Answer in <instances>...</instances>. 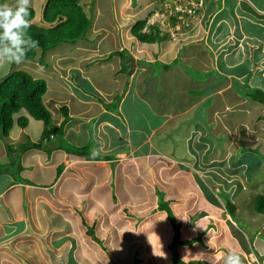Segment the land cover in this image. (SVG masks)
Listing matches in <instances>:
<instances>
[{
	"label": "crops",
	"instance_id": "obj_1",
	"mask_svg": "<svg viewBox=\"0 0 264 264\" xmlns=\"http://www.w3.org/2000/svg\"><path fill=\"white\" fill-rule=\"evenodd\" d=\"M77 2L91 20L85 36L61 42L45 55L38 51L37 63L46 74L28 71L46 81L43 103L58 134L42 148L15 154L19 176L6 186L2 177L15 162L0 138V251L7 264H55L63 256L71 264L72 247L83 259L105 264L94 245L106 236L108 243L109 229L118 227L132 233L129 245L137 241L142 258L162 264L163 256L155 253L163 245L171 264L174 229L158 208L157 194L168 201L181 240L200 236L204 243L234 247L236 239L222 223L223 215H231L212 191L217 186L206 180H223L227 191L238 171L235 162L228 165L231 157L243 142L253 146L251 129L264 122V88L256 85V74L264 75V0H202L192 19L155 14L158 4L163 2L160 11L169 4L164 0ZM15 3L0 0V5ZM45 4L31 0L33 23L42 27L48 26ZM145 19L142 31L159 34L151 42L131 33ZM230 53L234 61L227 59ZM40 56L52 62L41 63ZM129 58L134 59L131 73ZM236 63L248 70L240 74ZM19 116L27 118L23 128ZM42 129L43 122L22 109L6 143L15 148L36 142ZM81 147L86 152H77ZM148 222L147 233L138 237L136 228ZM186 247L185 242L178 246L181 258ZM189 251L191 257L199 255Z\"/></svg>",
	"mask_w": 264,
	"mask_h": 264
},
{
	"label": "rangeland",
	"instance_id": "obj_2",
	"mask_svg": "<svg viewBox=\"0 0 264 264\" xmlns=\"http://www.w3.org/2000/svg\"><path fill=\"white\" fill-rule=\"evenodd\" d=\"M164 1H166L167 3L170 2V0H164ZM161 4H163V2ZM161 4H158V6L156 7L155 14L157 15L159 14L160 16L163 17L167 13L166 14L161 13V11L159 10ZM168 6L169 4L168 5L164 4L163 5L164 9L162 12L166 11ZM35 22L38 23V19ZM256 29L257 28H255V30ZM257 30L260 32V34H262L260 29ZM88 42L90 43V40H88ZM232 46H234L233 43ZM45 54L47 53H44V55ZM56 57L57 56L53 54L51 55L50 58L53 61V59ZM44 59L49 61V59H47V56H44ZM227 59L234 61L235 57L233 56V54L230 53ZM239 59L244 61L243 55L239 56ZM253 65L254 63H252V75L254 76L256 74V70L254 69ZM247 67L249 66L246 65L245 63H236L234 65V68L240 74L244 73ZM18 69H25V70L27 69V71H29L31 74L34 75L38 73L46 74L47 72L41 70L39 64L37 63V56H36L32 61H25L20 65L11 63V64H5L4 66L0 67V80L9 72ZM256 76L258 77V82L256 83V85H259L260 87L262 86V88H264V75L263 77H261L259 71L256 74ZM262 118L264 119V116ZM253 127L256 128L254 129L249 128L251 129L252 132L255 133V135L254 136L252 135V137L250 136L249 139V142L250 141L253 142L252 143L253 146L252 145L246 146L245 143L243 142L241 144L242 150L237 151L231 157V160L228 163L230 167L234 162H235V166L238 165L237 173L231 174L235 183H232L229 186V189L226 191L225 189H227V186H225L224 189L223 185H221V182L224 183L223 180L221 182H213L212 179L211 180L205 179L207 181V184L214 183L213 185L217 186L218 189L214 191V188H212V191L213 193L217 194L218 198L221 199L223 203L226 204L227 200H231V202H233L235 205L234 208L235 213L234 212L233 214L231 213L232 214V216H230L231 219L229 218V215L228 216L223 215V219H222V223L225 224V226L228 229H230L233 238L236 239V241H234L235 248L232 247L227 242L226 244L223 242V244L221 243L220 245L218 244L217 246L209 241H206L204 243L202 239L200 240V236L196 239L185 240V244L190 247L189 249L186 247L182 251L183 254L182 259L183 260L185 259V262H187L186 264H199L200 262H203L204 264H223V257L229 251L238 252L241 256L242 264H262V262L264 264V214L258 213L254 209L255 195L264 194V122L262 124L259 123L258 126H253ZM257 129H259L258 130L259 132L256 131ZM16 146L17 147L13 149L12 153H10L15 163L10 166L12 170H10L9 172L6 171L7 175L5 174L3 175L2 177L3 186H6L9 183L10 178L14 179L19 176V172L17 171V169L19 168L18 157L15 154L19 153L21 146H18V144ZM232 177H230V179ZM209 189H211V187ZM158 195L161 194H157V196ZM153 198L155 197L153 196ZM159 198L165 200L163 196H160ZM233 224H235L236 226H233ZM149 227H150L149 222L146 223L145 226L144 225H141L140 227L138 226L136 228L137 235H139L138 237H140V234H144V233L146 234L147 233L146 228L149 229ZM109 231L111 235L109 236L108 243H106L107 241V236H106L104 241H100V244L94 245L96 254L99 259H102L101 260L102 262H104L105 264H141V263L153 264L154 262L153 259H144L139 255L141 246H139L137 249V243H136L137 241H134L132 244L129 245L128 241H130L132 233L128 231V229H125L124 227L122 228L118 227V231L116 230L113 231L110 229ZM181 233L185 234L186 230H181ZM118 234H120V236H118ZM239 235L242 236V238L244 239V243H242V239ZM213 245H215L216 248L212 247ZM109 246H111V248H114L112 249V251L114 252L116 257H113V255L110 253L111 251ZM148 246L150 249H152V246L150 244ZM100 248H102V251ZM164 248L165 247L162 245V252L165 254L164 255L165 257L164 256L162 257L163 259L162 264L165 263L170 264V261L166 259L167 255H166V250H163ZM82 249L83 247H80L78 248V251ZM193 249L195 251H199L198 253L199 255L194 256L196 259L194 257H191V252L189 251ZM68 253L70 257L69 262L71 264H96V262L94 261V257L83 259L79 254L75 253V249L73 247L68 251ZM168 254L170 255L171 253ZM0 256H2L0 257V264H7V262L9 261L7 255L4 252L0 251ZM64 259H65L64 256L61 257V259H56L55 264H61V263L65 264Z\"/></svg>",
	"mask_w": 264,
	"mask_h": 264
},
{
	"label": "trees",
	"instance_id": "obj_3",
	"mask_svg": "<svg viewBox=\"0 0 264 264\" xmlns=\"http://www.w3.org/2000/svg\"><path fill=\"white\" fill-rule=\"evenodd\" d=\"M30 13L31 27L28 33L39 41V47L26 54L25 60L27 61L33 60L39 50L41 55H44L47 50L53 49L61 42H74L83 38L90 27V18L87 17L77 0H46L43 20L48 24L47 27L33 23L35 11L32 7L30 8ZM145 24L146 19L136 22L131 29V33L144 42H151L156 39L155 37H159L157 30L142 31ZM39 59L43 63L44 57L40 56ZM46 88L47 85L44 78H35L24 69L11 71L0 80V138L5 142V151L8 154L12 153L14 148L6 143L5 138L13 126L14 115L22 109L26 110L32 118L41 120L43 129L38 141H27L19 145L21 146V151L29 148H42L44 147V141L50 135L58 134L59 127L53 126L51 113L43 103V95ZM17 124L21 128L25 127L27 118L19 116ZM86 149V147L77 148V152L83 153L84 151L86 152ZM88 155L95 160L106 159L105 156L98 153H89ZM158 208L165 210L174 229L172 242L169 245V250L172 254L171 264H186L187 262L181 258L178 251V246L184 244L185 241L180 239V226L175 222V217L169 208L168 201L159 198ZM234 208V203L231 200H227L225 209L231 216L233 212L235 213ZM254 209L256 212L264 214V194L255 195ZM90 229L92 230L93 226ZM87 234L92 235V231H87ZM199 264L204 263L200 262Z\"/></svg>",
	"mask_w": 264,
	"mask_h": 264
},
{
	"label": "clouds",
	"instance_id": "obj_4",
	"mask_svg": "<svg viewBox=\"0 0 264 264\" xmlns=\"http://www.w3.org/2000/svg\"><path fill=\"white\" fill-rule=\"evenodd\" d=\"M30 8L31 0H16L15 6L0 5V67L11 63L20 65L29 51L39 47V41L28 33ZM155 254L165 255L162 251ZM223 264H242L240 254L229 251L223 257Z\"/></svg>",
	"mask_w": 264,
	"mask_h": 264
},
{
	"label": "built area",
	"instance_id": "obj_5",
	"mask_svg": "<svg viewBox=\"0 0 264 264\" xmlns=\"http://www.w3.org/2000/svg\"><path fill=\"white\" fill-rule=\"evenodd\" d=\"M203 6L202 0H170L167 10L162 14L169 15L171 13H179L181 19L183 18H195L199 9Z\"/></svg>",
	"mask_w": 264,
	"mask_h": 264
},
{
	"label": "water",
	"instance_id": "obj_6",
	"mask_svg": "<svg viewBox=\"0 0 264 264\" xmlns=\"http://www.w3.org/2000/svg\"><path fill=\"white\" fill-rule=\"evenodd\" d=\"M126 66H127V69H128V73H131V71H133V69H134V59L133 58H129L127 60Z\"/></svg>",
	"mask_w": 264,
	"mask_h": 264
}]
</instances>
